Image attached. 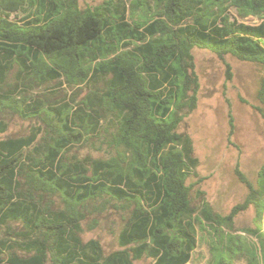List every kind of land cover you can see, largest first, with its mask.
<instances>
[{
	"label": "trees",
	"instance_id": "trees-1",
	"mask_svg": "<svg viewBox=\"0 0 264 264\" xmlns=\"http://www.w3.org/2000/svg\"><path fill=\"white\" fill-rule=\"evenodd\" d=\"M196 47L262 65L264 119V0H0V136L28 122L0 137V264H194L199 231L209 264H264V165L257 183L237 168L249 193L231 213L196 203L180 130L199 100ZM250 205L247 237L234 218ZM105 222L110 251L84 238Z\"/></svg>",
	"mask_w": 264,
	"mask_h": 264
},
{
	"label": "rangeland",
	"instance_id": "rangeland-1",
	"mask_svg": "<svg viewBox=\"0 0 264 264\" xmlns=\"http://www.w3.org/2000/svg\"><path fill=\"white\" fill-rule=\"evenodd\" d=\"M119 0H79L81 8H89L117 2ZM130 4L131 0H125ZM130 11V10H129ZM128 11V12H129ZM230 12L240 21L257 23L254 16L240 17L235 8ZM14 14L13 18L17 19ZM137 17V16H136ZM195 67L200 78L199 100L181 124L180 130L188 133L194 145V155L199 165L192 170L190 178L196 182V190L211 203L215 211L227 215L247 199L249 188L240 178L237 168L256 182L264 165V119L255 106L260 104L258 93L263 78V68L258 62L240 60L231 54L220 57L212 49L196 47ZM66 85V84H65ZM64 85V86H65ZM76 90H69L71 96ZM231 115L234 127L231 126ZM28 122L15 120L4 138L12 133H23ZM84 153L94 152L90 148ZM256 209L254 205L238 210L234 218V231L251 237L256 229ZM229 230V229H228ZM200 242L193 253L192 263L209 264L211 258L209 240L212 235L203 236L199 231ZM99 238L108 251L118 247L116 237L105 222L97 229L87 230L85 239ZM215 236H213L214 238ZM257 240L256 237H253ZM142 259L135 264H149Z\"/></svg>",
	"mask_w": 264,
	"mask_h": 264
}]
</instances>
